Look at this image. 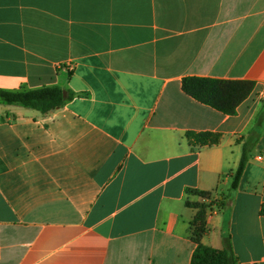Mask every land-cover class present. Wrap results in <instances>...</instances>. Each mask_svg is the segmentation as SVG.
<instances>
[{"label": "crops", "instance_id": "1", "mask_svg": "<svg viewBox=\"0 0 264 264\" xmlns=\"http://www.w3.org/2000/svg\"><path fill=\"white\" fill-rule=\"evenodd\" d=\"M187 77L255 88L226 115ZM44 86L76 96L0 106V264H191V190L201 243L264 264V0H0V90Z\"/></svg>", "mask_w": 264, "mask_h": 264}, {"label": "trees", "instance_id": "2", "mask_svg": "<svg viewBox=\"0 0 264 264\" xmlns=\"http://www.w3.org/2000/svg\"><path fill=\"white\" fill-rule=\"evenodd\" d=\"M254 88L255 83L246 80L187 77L183 81V90L186 94L226 115L235 114L237 108L251 95ZM75 96L76 94L71 90L60 86H44L29 91L0 90V106H19L47 115L63 108ZM254 134L258 133L253 131L252 136L243 147L241 163L233 177L231 190L237 189L254 147L255 142L252 140ZM187 138L192 145L209 146L218 144L221 135L213 132H189ZM189 192L203 200L202 202H187L189 207L197 210L191 223L192 238L197 244L191 264H238L229 238H225L224 249H216L201 243L206 232L208 208L213 204L206 202V200L212 199V193L195 190ZM216 204L219 207L225 206L223 200L217 201ZM262 212L264 214V208Z\"/></svg>", "mask_w": 264, "mask_h": 264}, {"label": "rangeland", "instance_id": "3", "mask_svg": "<svg viewBox=\"0 0 264 264\" xmlns=\"http://www.w3.org/2000/svg\"><path fill=\"white\" fill-rule=\"evenodd\" d=\"M203 200L202 199H200V201L199 202H202ZM206 202H209L208 200H206Z\"/></svg>", "mask_w": 264, "mask_h": 264}, {"label": "built area", "instance_id": "4", "mask_svg": "<svg viewBox=\"0 0 264 264\" xmlns=\"http://www.w3.org/2000/svg\"><path fill=\"white\" fill-rule=\"evenodd\" d=\"M259 159H262V157H259Z\"/></svg>", "mask_w": 264, "mask_h": 264}]
</instances>
